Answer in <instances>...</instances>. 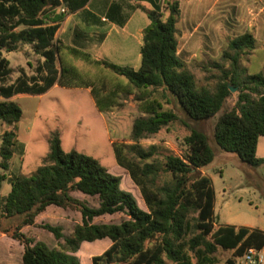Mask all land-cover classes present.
<instances>
[{
    "label": "trees",
    "instance_id": "obj_1",
    "mask_svg": "<svg viewBox=\"0 0 264 264\" xmlns=\"http://www.w3.org/2000/svg\"><path fill=\"white\" fill-rule=\"evenodd\" d=\"M89 1L0 0V122L9 128L0 137V190L10 168L15 141L11 127L22 116L20 107L10 99L20 94L42 95L55 84L77 87L62 82L64 70L56 68L61 44L55 35L65 17L84 9ZM145 12L149 25L143 30L137 71L94 61L75 50L71 54L109 67L138 92L160 91L167 105L176 103L195 123L214 118L230 97L229 87L238 89L233 108L214 124V142L220 151L236 155L250 167L264 165V159L256 157L258 139L264 137V75L241 78L244 71L240 66L242 54L255 47L254 37L245 33L229 41L227 51L222 53V58L230 63L229 70H222L213 89H197L193 76L177 55L178 0H165L162 7ZM21 44L32 45L43 62L37 75L28 76L20 68L19 77L6 84L11 70L3 51L16 52ZM80 88L90 89L98 112L106 111L99 107L90 85ZM143 112L147 117L132 124V144L112 143V150L116 164L139 188L147 211L121 189L120 177L89 155L76 150L64 152L58 135L51 134L49 153L42 165L29 177L11 179L10 191L0 202V232L23 247V264H80L76 256L80 245L103 239L111 244L101 255L93 256L91 264L104 260L122 264H214L213 254L218 248L233 252L225 264H236L235 259L247 249L264 248L262 231L215 224L212 182L200 174L215 158L207 136L191 129L183 139V156L164 154L159 163L155 159L159 147L144 149L139 141L172 125L178 117L155 100H146ZM164 175L169 179L158 185ZM76 193L96 198L98 206L89 207L74 197ZM50 206L80 214L81 223L73 227L69 237L64 238L58 226L35 224V218ZM115 214H123L126 219L119 224L94 223L96 218ZM27 226L40 227L56 241L63 239V243H58L57 249L49 248L21 231Z\"/></svg>",
    "mask_w": 264,
    "mask_h": 264
},
{
    "label": "rangeland",
    "instance_id": "obj_2",
    "mask_svg": "<svg viewBox=\"0 0 264 264\" xmlns=\"http://www.w3.org/2000/svg\"><path fill=\"white\" fill-rule=\"evenodd\" d=\"M164 2L165 0L162 4ZM234 36L222 38L220 43L207 42V53L201 52L186 60L185 68L193 76L197 89L202 87L213 89L222 76V70H229L230 63L222 58V53L227 51V44L236 38ZM195 53V49L192 48L189 55ZM3 55L8 60L11 70L6 84L13 83L19 77L20 68H23L28 76L37 75V68L43 62L30 44L19 45L16 52L3 51ZM24 61L26 64H23ZM30 66L32 69H29ZM240 66L244 71L241 78L257 73L264 75V49L243 53ZM56 67L63 68L62 82L66 85L77 87L90 85L97 95L99 107L106 111L100 113L96 110L89 88L87 90L59 88L40 96H17L13 101L20 107L22 116L12 127L17 142L14 149V164L17 170L12 174V178L15 177L14 174L16 177L33 175L49 153V136L57 134L64 152L76 150L97 159L111 174L120 177L121 189L135 198L140 209L147 211L139 188L132 182L128 173L116 164L112 143L132 144L131 128L134 120L147 117L143 112L144 103L146 100H155L163 109H172L178 120L167 128H162L157 134L140 140L139 145L144 149L151 145L158 146L155 159L161 163L164 154L183 156L185 152L183 139L189 135L191 129L203 132L215 152L213 162L202 170H205V174L213 181L216 192L215 213L219 216L216 221L222 225L227 223L249 225L264 231V165L253 168L242 163L236 155L220 151L213 139L214 124L224 112L233 108L237 101L238 89L235 88L230 93V97L214 118L195 123L183 114L176 103L171 102L167 105L160 91L136 90L130 97L127 80L109 67L88 62L63 50L59 51ZM2 124L0 123V137L9 129L8 127L5 129L6 125ZM9 176L10 173H7L6 180L2 183L0 198L6 197L10 189ZM168 179V175L162 176L158 185ZM74 197L84 201L89 207L98 206L96 198L77 193ZM125 219L126 216L123 214L106 215L96 218L94 223L119 224ZM80 223L81 216L77 211L52 207L41 215L37 225L58 226L66 238L71 235L73 227ZM190 223L193 224V221ZM27 230L28 236L45 243L49 248L57 249L58 243H63V239L56 241L52 234L40 227ZM105 241L108 239L85 243L94 249L88 253L91 247L89 246L77 251L76 256L80 264H88L93 256L101 255L104 252L102 244ZM232 256V251L218 248L213 254L214 264H225ZM100 264L122 263L104 260Z\"/></svg>",
    "mask_w": 264,
    "mask_h": 264
},
{
    "label": "crops",
    "instance_id": "obj_3",
    "mask_svg": "<svg viewBox=\"0 0 264 264\" xmlns=\"http://www.w3.org/2000/svg\"><path fill=\"white\" fill-rule=\"evenodd\" d=\"M178 2L180 13L175 24V38L177 55L183 63L196 54L206 52L207 42L220 43L222 38L225 39L229 35H235L234 37L237 38L245 33H250L255 39L253 51L264 49V0H178ZM162 3L163 0H90L84 9L65 17L55 35V40L61 44L60 49L69 54H71V50H75L89 55L94 61L105 62L117 67H128L137 71L141 61L140 48L143 30L149 25L145 10L157 9L163 5ZM211 47L213 48V46ZM192 48L196 53L189 55ZM23 64L26 62L24 61ZM56 68L58 69V67ZM29 69L32 67L30 66ZM59 88L81 89L80 87H62L55 84L44 94ZM88 91L90 92V90ZM129 91L131 97L136 90L130 86ZM22 95L26 94L16 95L10 100L13 101L17 96ZM94 105L98 110L95 101ZM4 127L6 129L7 126ZM16 143L15 140L10 168L7 172L10 173L9 184L13 179L12 174L17 170L14 164ZM256 157L264 159V137L258 139ZM202 169L200 173L207 176L205 170ZM14 176L16 177L15 174ZM210 180L213 186V181L211 178ZM3 198L5 197L0 199ZM215 205L216 192L214 190L213 216L217 226L256 229L249 225L236 223L220 224L218 220L216 221L219 216L215 213ZM52 207H47L46 210ZM43 213L35 218V224H39ZM17 221L18 219H15V222ZM33 227H23L21 231L27 235V229ZM110 244L109 240L103 242L104 251ZM89 246L91 245L82 243L80 249ZM92 249L94 247L91 246L87 252L89 253ZM22 255L23 247L19 242L0 232V264H23Z\"/></svg>",
    "mask_w": 264,
    "mask_h": 264
},
{
    "label": "built area",
    "instance_id": "obj_4",
    "mask_svg": "<svg viewBox=\"0 0 264 264\" xmlns=\"http://www.w3.org/2000/svg\"><path fill=\"white\" fill-rule=\"evenodd\" d=\"M60 11L65 13L64 9H61ZM262 262H264V248H249L236 260V264H261Z\"/></svg>",
    "mask_w": 264,
    "mask_h": 264
},
{
    "label": "water",
    "instance_id": "obj_5",
    "mask_svg": "<svg viewBox=\"0 0 264 264\" xmlns=\"http://www.w3.org/2000/svg\"><path fill=\"white\" fill-rule=\"evenodd\" d=\"M234 90H235V88L229 87L230 93L233 92Z\"/></svg>",
    "mask_w": 264,
    "mask_h": 264
}]
</instances>
